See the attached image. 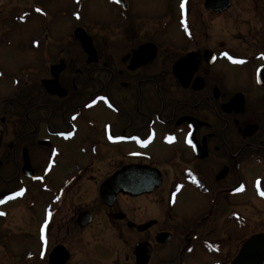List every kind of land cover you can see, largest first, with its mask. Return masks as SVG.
Segmentation results:
<instances>
[{
    "label": "flooded vegetation",
    "instance_id": "1",
    "mask_svg": "<svg viewBox=\"0 0 264 264\" xmlns=\"http://www.w3.org/2000/svg\"><path fill=\"white\" fill-rule=\"evenodd\" d=\"M107 1L119 24L103 45L91 38L96 61L73 38L75 51L69 41L28 46L27 142L0 108V221L18 203L36 213L33 242L21 246L27 263L230 264L264 233V0H229L221 12L199 0L195 13L194 0H173L170 14ZM236 1L252 5L256 29L209 32V17L240 18ZM38 5L30 17L46 15ZM35 109L43 115L32 119ZM24 148L31 175L22 172ZM34 150L46 155L36 164ZM122 171L157 186L113 199L106 186L104 201L101 186ZM188 191L194 204L182 203ZM1 233L0 250L10 251Z\"/></svg>",
    "mask_w": 264,
    "mask_h": 264
},
{
    "label": "rangeland",
    "instance_id": "2",
    "mask_svg": "<svg viewBox=\"0 0 264 264\" xmlns=\"http://www.w3.org/2000/svg\"><path fill=\"white\" fill-rule=\"evenodd\" d=\"M132 1L139 3L141 14H170L173 11L176 13L173 0ZM197 1L199 0H194L193 13L198 8ZM74 2V0H37V2L36 0H0V108L13 112L12 118H14L17 125V139L19 141H28V100L25 94L26 89L23 90L22 86L27 80L25 73L28 71V56L31 52L28 46L31 47L32 44H37L39 47L58 46L57 44L64 45L69 41L67 46L74 47L73 50L75 51V46H79V44L72 39V31L77 27L85 26L86 32L95 43L103 45V42L107 39L110 41L109 30L113 33L115 27L119 24L113 5L109 4L107 0H84L79 1L77 4ZM235 3L238 8L235 12L240 18H234L231 21L227 19L220 21L209 17V32L225 29L236 34L239 30L256 29L252 5L247 9L244 5L239 6L238 1ZM36 4H40L42 9L45 8L46 15H32L31 17L28 15L29 11L35 10ZM72 11H74L73 14ZM132 11L139 14L135 6H133ZM230 14L234 13L231 11ZM196 19L200 18L196 16ZM236 19L237 21H235ZM110 23H114L111 26L112 28H108ZM174 23L176 25L173 27L169 24V30L179 28L177 22ZM108 44L111 45L114 42H108ZM32 50L35 49L32 48ZM34 58L35 56H33V61ZM42 111L44 109H35V116L32 119H35L36 116H42ZM96 114L103 119L108 117L101 110H97ZM45 156L41 150H34V154L33 156L31 154L30 158L36 164L38 159H44ZM64 157L65 160H68L66 156ZM59 162L62 164L60 159ZM16 163L17 167L21 164L19 154H17ZM38 165L41 167L42 162ZM5 169L6 167H0V174H3V177H6L4 174ZM12 170L11 167L8 172H12ZM184 196L182 203L185 200H190L194 204L191 192H186ZM191 203L189 202V204ZM10 208L15 213H13L14 218L9 222L0 221V231L4 234L5 239L3 238V242L11 244V250L6 252L0 250V264H34L35 261L30 263L23 261L21 255L26 248L21 246L24 244L30 245L33 242L34 234L30 236L29 233L36 231L37 222L31 221L30 217L31 214L36 216V213L33 210V212L28 213L27 209L24 210L22 203L10 206ZM38 210H40V212L38 211L40 217L41 209ZM261 218L264 219V216ZM60 232L63 234L64 231L58 230L54 233L56 238L61 235ZM2 236L1 233L0 237ZM56 238L52 240H57Z\"/></svg>",
    "mask_w": 264,
    "mask_h": 264
},
{
    "label": "water",
    "instance_id": "3",
    "mask_svg": "<svg viewBox=\"0 0 264 264\" xmlns=\"http://www.w3.org/2000/svg\"><path fill=\"white\" fill-rule=\"evenodd\" d=\"M229 0H208V8L210 10L215 11H223L229 6ZM73 37L79 41L83 50L88 54V62L96 61V52L92 46L91 38L86 34V32L82 28H77L73 32ZM44 86L46 89L51 93H58L59 95H64L65 91L57 90L54 87L61 89L60 86L57 84L56 80H45ZM23 167L22 172L24 174L31 175L33 170L30 166L28 160V151L26 148L23 149ZM128 174V173H127ZM127 174L122 172L116 173L112 178L106 181L100 190V194L105 201V190L106 186L108 187V191L112 190L113 195L111 199L115 197V194L122 192L128 195H138L142 192H148L153 187L157 186V183L152 185L151 187H145L141 184V181H136L133 179H127ZM130 177V176H129ZM150 224H145L139 226V230L144 229L145 227L149 226ZM147 254L145 255V259L149 254V248H147ZM230 264H264V233L255 234L249 237L240 247L237 255L231 261Z\"/></svg>",
    "mask_w": 264,
    "mask_h": 264
},
{
    "label": "snow or ice",
    "instance_id": "4",
    "mask_svg": "<svg viewBox=\"0 0 264 264\" xmlns=\"http://www.w3.org/2000/svg\"><path fill=\"white\" fill-rule=\"evenodd\" d=\"M39 11V10H38Z\"/></svg>",
    "mask_w": 264,
    "mask_h": 264
}]
</instances>
